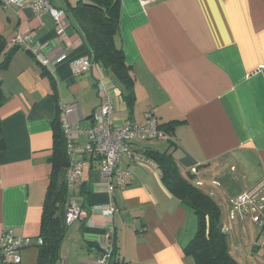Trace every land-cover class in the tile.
Wrapping results in <instances>:
<instances>
[{"label": "crops", "instance_id": "1", "mask_svg": "<svg viewBox=\"0 0 264 264\" xmlns=\"http://www.w3.org/2000/svg\"><path fill=\"white\" fill-rule=\"evenodd\" d=\"M77 1L54 0L65 9L67 21L59 40L49 13L0 3V61L11 53L0 68V137L5 146L0 151V234L10 228L15 235L40 237L52 168V122L63 116L60 104L71 105L66 119L87 129L99 103L90 72L73 75L65 61L57 65L54 78L24 49L9 46L15 34L29 31L44 52L62 46L68 58L89 57L68 9ZM115 43L134 79L130 108L122 86L104 71L120 93L115 120L139 124L151 111L160 124L176 122L168 136L171 145L166 139L151 140L140 143L139 152L168 151L179 171L230 165L238 172L236 179L249 186L237 196L264 178V0H120ZM88 163L83 183L67 188L66 198L86 205L106 203L104 192L92 190L97 168L90 170ZM122 163L128 181L115 191L111 219L119 259L126 264H196L185 251L197 230L193 210L165 188L150 159ZM239 211L234 219L250 217ZM93 219V227L85 220L66 227L60 264L94 263L107 220L99 214ZM20 257L19 263L4 264H36V245L22 249Z\"/></svg>", "mask_w": 264, "mask_h": 264}, {"label": "built area", "instance_id": "2", "mask_svg": "<svg viewBox=\"0 0 264 264\" xmlns=\"http://www.w3.org/2000/svg\"><path fill=\"white\" fill-rule=\"evenodd\" d=\"M0 3L5 7L27 6L37 14L49 13L56 24L55 37L59 40L65 34L67 25L65 11L57 8L54 0H0ZM9 46L24 49L54 78L57 65L65 61L73 75L90 72L94 77L99 103L92 112L91 124L87 129H82L77 122L72 123L66 119V115L73 111V106L60 104V111L63 114L60 126L68 158L65 184L67 188L81 185L84 180V162H89L90 170L97 168V180L92 183V190L104 192L109 200L102 204L83 205L75 197L67 198L63 223L68 226L75 220H85L89 227H93L96 224L94 214L104 217L107 220L104 225L106 229L93 264H106L115 242V229L111 220L116 212L114 194L116 190L124 189L129 175L123 166V159L149 160L137 150L138 145L151 140L167 139L166 131L159 126L158 119L151 111L145 113L144 120L139 124L128 120L117 122L114 118L115 98L120 93L113 83L104 77L103 68L95 63L91 56L68 58L69 52L62 46L51 53L44 52L42 44L34 42L29 31L15 34ZM262 70L264 72V69ZM82 136L85 137L84 142L79 140ZM261 192H264V178L248 191L231 199L230 203L236 208L249 206L251 220L259 231L256 245L264 248V195ZM41 242V237L32 240L29 237L15 235L10 228L3 229L0 234V263H19L22 249Z\"/></svg>", "mask_w": 264, "mask_h": 264}, {"label": "trees", "instance_id": "3", "mask_svg": "<svg viewBox=\"0 0 264 264\" xmlns=\"http://www.w3.org/2000/svg\"><path fill=\"white\" fill-rule=\"evenodd\" d=\"M119 6L120 0H78L74 7L69 6L68 9L83 34L88 55L103 68V71L111 73L122 86L123 98L131 108L134 99V79L122 50L115 43ZM10 55L11 53L1 59L0 68L7 64ZM3 100L0 89V104ZM175 123L168 122L159 126L166 131L167 136H170ZM52 124L53 148L48 158L52 168L42 206L40 222L42 242L36 245V264H60V245L67 227L63 223V215L67 201L65 171L68 158L60 122L54 119ZM167 140L170 144L171 140L169 141L168 137ZM4 147V141L0 137V151ZM145 155L157 166L165 188L182 204L193 210L197 217L196 233L185 248L187 253L193 255L196 264H240L228 252L226 235L220 222V211L211 197L180 173L168 151L150 150L145 151ZM190 172L194 173L193 170ZM106 264H126L119 259L115 242Z\"/></svg>", "mask_w": 264, "mask_h": 264}, {"label": "rangeland", "instance_id": "4", "mask_svg": "<svg viewBox=\"0 0 264 264\" xmlns=\"http://www.w3.org/2000/svg\"><path fill=\"white\" fill-rule=\"evenodd\" d=\"M110 77L112 75L109 73ZM115 80V79H114ZM164 140L165 139H159ZM167 140V139H166ZM195 187L206 193L218 206L220 219L224 223V233L230 256L240 264H264V249L255 248L258 230L247 215L245 219H234L240 215V211H248L249 206L236 208L230 203L238 193L245 190L247 183L236 179L237 171H231L230 165L215 170L214 166L199 168L192 174L190 171L180 170ZM192 174V176H191ZM236 174V175H235ZM264 195V192H261ZM229 214L232 219H229Z\"/></svg>", "mask_w": 264, "mask_h": 264}]
</instances>
